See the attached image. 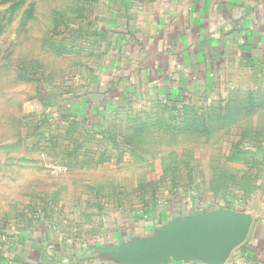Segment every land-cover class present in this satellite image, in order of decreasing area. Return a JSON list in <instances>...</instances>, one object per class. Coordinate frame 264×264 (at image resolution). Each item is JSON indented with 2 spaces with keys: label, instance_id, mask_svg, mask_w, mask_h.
<instances>
[{
  "label": "crops",
  "instance_id": "1",
  "mask_svg": "<svg viewBox=\"0 0 264 264\" xmlns=\"http://www.w3.org/2000/svg\"><path fill=\"white\" fill-rule=\"evenodd\" d=\"M123 10L108 76L83 94L10 62L0 264H132L176 223L225 210L251 218L225 260L159 264H264V0Z\"/></svg>",
  "mask_w": 264,
  "mask_h": 264
},
{
  "label": "rangeland",
  "instance_id": "2",
  "mask_svg": "<svg viewBox=\"0 0 264 264\" xmlns=\"http://www.w3.org/2000/svg\"><path fill=\"white\" fill-rule=\"evenodd\" d=\"M126 1L0 0V85L11 83L10 62H25L21 72L40 74L44 87L83 94L94 77L108 76L113 14Z\"/></svg>",
  "mask_w": 264,
  "mask_h": 264
},
{
  "label": "water",
  "instance_id": "3",
  "mask_svg": "<svg viewBox=\"0 0 264 264\" xmlns=\"http://www.w3.org/2000/svg\"><path fill=\"white\" fill-rule=\"evenodd\" d=\"M251 218L231 210L202 212L186 218L168 229L150 245L132 252V264H159L170 258L198 257L220 262L242 243Z\"/></svg>",
  "mask_w": 264,
  "mask_h": 264
},
{
  "label": "built area",
  "instance_id": "4",
  "mask_svg": "<svg viewBox=\"0 0 264 264\" xmlns=\"http://www.w3.org/2000/svg\"><path fill=\"white\" fill-rule=\"evenodd\" d=\"M52 170H53V171H60V170H62V166H59V165H53V166H52Z\"/></svg>",
  "mask_w": 264,
  "mask_h": 264
}]
</instances>
